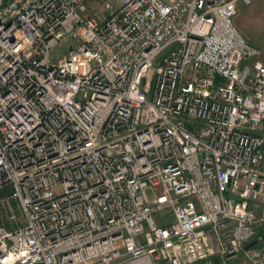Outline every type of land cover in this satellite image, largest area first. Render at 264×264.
Masks as SVG:
<instances>
[{
    "label": "built area",
    "instance_id": "2783aa9c",
    "mask_svg": "<svg viewBox=\"0 0 264 264\" xmlns=\"http://www.w3.org/2000/svg\"><path fill=\"white\" fill-rule=\"evenodd\" d=\"M90 1L0 0V264H264L251 0Z\"/></svg>",
    "mask_w": 264,
    "mask_h": 264
},
{
    "label": "rangeland",
    "instance_id": "374dc122",
    "mask_svg": "<svg viewBox=\"0 0 264 264\" xmlns=\"http://www.w3.org/2000/svg\"><path fill=\"white\" fill-rule=\"evenodd\" d=\"M88 7L92 15L98 20H104L110 13V9L104 8L102 0H92L88 3ZM236 27L247 37V39L258 47L261 51L260 59L264 61V0H251L249 5L239 3L237 12L234 17ZM67 51V45L59 46L55 49V53L62 56ZM10 189L0 191V220H5L2 208L3 201ZM18 219L20 220V212L15 209Z\"/></svg>",
    "mask_w": 264,
    "mask_h": 264
},
{
    "label": "water",
    "instance_id": "95a60500",
    "mask_svg": "<svg viewBox=\"0 0 264 264\" xmlns=\"http://www.w3.org/2000/svg\"><path fill=\"white\" fill-rule=\"evenodd\" d=\"M143 82H144V81L142 80V84H143ZM254 243H255V240L251 241L250 243H248V244L246 245V248L252 246Z\"/></svg>",
    "mask_w": 264,
    "mask_h": 264
},
{
    "label": "crops",
    "instance_id": "0c3cea01",
    "mask_svg": "<svg viewBox=\"0 0 264 264\" xmlns=\"http://www.w3.org/2000/svg\"><path fill=\"white\" fill-rule=\"evenodd\" d=\"M261 61L264 63V61L261 59ZM0 222H2L1 220H0Z\"/></svg>",
    "mask_w": 264,
    "mask_h": 264
},
{
    "label": "trees",
    "instance_id": "16d2710c",
    "mask_svg": "<svg viewBox=\"0 0 264 264\" xmlns=\"http://www.w3.org/2000/svg\"><path fill=\"white\" fill-rule=\"evenodd\" d=\"M6 190V189H5Z\"/></svg>",
    "mask_w": 264,
    "mask_h": 264
}]
</instances>
